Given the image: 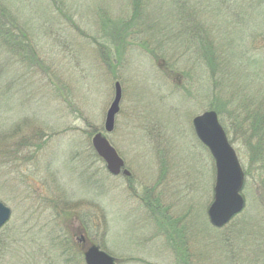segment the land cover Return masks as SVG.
Masks as SVG:
<instances>
[{"label": "rangeland", "instance_id": "obj_1", "mask_svg": "<svg viewBox=\"0 0 264 264\" xmlns=\"http://www.w3.org/2000/svg\"><path fill=\"white\" fill-rule=\"evenodd\" d=\"M0 12L13 38L0 35V264H86L91 244L116 264H264V0H0ZM208 110L244 172V207L220 228L214 160L192 125ZM98 132L130 177L109 174Z\"/></svg>", "mask_w": 264, "mask_h": 264}, {"label": "water", "instance_id": "obj_2", "mask_svg": "<svg viewBox=\"0 0 264 264\" xmlns=\"http://www.w3.org/2000/svg\"><path fill=\"white\" fill-rule=\"evenodd\" d=\"M114 89V98L104 122L105 132L113 130L114 118L119 111L121 87L118 82H115ZM192 125L197 138L208 149L214 160V194L207 214L213 226L222 227L244 206V200L240 194L244 173L215 111L208 110L195 116ZM91 142L97 155L104 160L107 170L113 175H118L124 162L106 137L98 132ZM122 174L126 177L130 176L127 169H123ZM9 216L10 209L0 202V227L9 219ZM84 259L86 264H115L112 257L93 245L85 251Z\"/></svg>", "mask_w": 264, "mask_h": 264}, {"label": "trees", "instance_id": "obj_3", "mask_svg": "<svg viewBox=\"0 0 264 264\" xmlns=\"http://www.w3.org/2000/svg\"><path fill=\"white\" fill-rule=\"evenodd\" d=\"M5 14V13H4ZM0 15L2 16V13L0 12ZM3 17V16H2ZM4 19V18H3ZM2 21V20H1ZM10 30L4 28L2 25L0 26V35L3 37L5 42L11 43L12 39H10ZM218 112V111H217Z\"/></svg>", "mask_w": 264, "mask_h": 264}, {"label": "flooded vegetation", "instance_id": "obj_4", "mask_svg": "<svg viewBox=\"0 0 264 264\" xmlns=\"http://www.w3.org/2000/svg\"><path fill=\"white\" fill-rule=\"evenodd\" d=\"M80 240H81L83 243L87 242V240L85 239V237H84L83 235L80 236ZM87 243H88V242H87ZM84 252H85V250H84L82 253H84Z\"/></svg>", "mask_w": 264, "mask_h": 264}]
</instances>
